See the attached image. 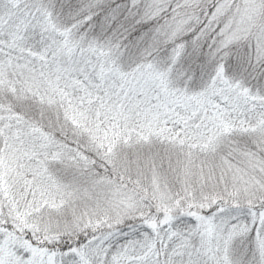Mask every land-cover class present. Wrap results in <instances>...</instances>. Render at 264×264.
<instances>
[{"label":"snow or ice","instance_id":"1","mask_svg":"<svg viewBox=\"0 0 264 264\" xmlns=\"http://www.w3.org/2000/svg\"><path fill=\"white\" fill-rule=\"evenodd\" d=\"M0 264H264V0H0Z\"/></svg>","mask_w":264,"mask_h":264}]
</instances>
